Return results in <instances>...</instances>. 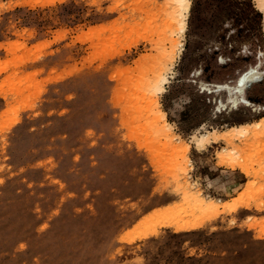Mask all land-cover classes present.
Instances as JSON below:
<instances>
[{"label":"rangeland","instance_id":"374dc122","mask_svg":"<svg viewBox=\"0 0 264 264\" xmlns=\"http://www.w3.org/2000/svg\"><path fill=\"white\" fill-rule=\"evenodd\" d=\"M188 2L0 0V264H264V0Z\"/></svg>","mask_w":264,"mask_h":264},{"label":"bare ground","instance_id":"6f19581e","mask_svg":"<svg viewBox=\"0 0 264 264\" xmlns=\"http://www.w3.org/2000/svg\"><path fill=\"white\" fill-rule=\"evenodd\" d=\"M182 1L184 3V7H185V5L189 6V2H188L189 0H182ZM186 1L188 2L187 4H185ZM183 19H184V17H183ZM182 28L183 29H181V30L185 29L184 20H183ZM258 74H259L258 68L257 67H251L247 71L238 75V77L235 79L233 84H218V85H216V87L214 89H211L208 87V90H210V92H216V93L226 91V93L228 94L229 102H231V104H233V106H235V107H238L240 105L257 106V109L264 110V104L256 105L255 102H252L248 97H246V94H245L246 89L248 88L250 83L258 78ZM164 81H165V78L160 79L161 88L163 87ZM203 136H206V134H203ZM191 200L192 199H190L189 201H191ZM189 201H187L184 205H181V212L186 211L190 206L191 207H194V206L200 207V206L205 204L204 199H198L195 202H193V200H192L191 202L193 203V205ZM175 207H177V206L175 205V206H172L170 208L172 210H174ZM175 226L179 230H193V229L200 227L201 224L178 221L177 225H175ZM261 236L264 237V233H262Z\"/></svg>","mask_w":264,"mask_h":264},{"label":"crops","instance_id":"0c3cea01","mask_svg":"<svg viewBox=\"0 0 264 264\" xmlns=\"http://www.w3.org/2000/svg\"><path fill=\"white\" fill-rule=\"evenodd\" d=\"M5 104V101L4 100H0V106H3ZM2 108V107H1ZM232 196H230V197H224V199H229V198H231ZM248 212H250L249 210H246V209H243L242 211H240L237 215H239V216H243L244 214H247Z\"/></svg>","mask_w":264,"mask_h":264}]
</instances>
